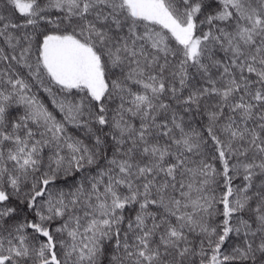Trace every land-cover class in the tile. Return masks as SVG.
Masks as SVG:
<instances>
[{
    "label": "snow or ice",
    "instance_id": "snow-or-ice-1",
    "mask_svg": "<svg viewBox=\"0 0 264 264\" xmlns=\"http://www.w3.org/2000/svg\"><path fill=\"white\" fill-rule=\"evenodd\" d=\"M0 264H264V0H0Z\"/></svg>",
    "mask_w": 264,
    "mask_h": 264
}]
</instances>
